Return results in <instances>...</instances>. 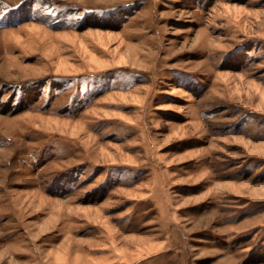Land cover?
Masks as SVG:
<instances>
[{"label":"rangeland","instance_id":"374dc122","mask_svg":"<svg viewBox=\"0 0 264 264\" xmlns=\"http://www.w3.org/2000/svg\"><path fill=\"white\" fill-rule=\"evenodd\" d=\"M0 185V264H264V0H0Z\"/></svg>","mask_w":264,"mask_h":264},{"label":"bare ground","instance_id":"6f19581e","mask_svg":"<svg viewBox=\"0 0 264 264\" xmlns=\"http://www.w3.org/2000/svg\"><path fill=\"white\" fill-rule=\"evenodd\" d=\"M14 145V144H13ZM16 146V145H15ZM12 154V153H11ZM8 156H10V155H8ZM7 161V160H6ZM6 163V162H5ZM1 186V185H0ZM5 187V186H4ZM8 194V193H7ZM8 195H10V194H8ZM8 195H7V197H8ZM9 199V198H8ZM4 212V211H3ZM7 212V211H6ZM14 214V213H13Z\"/></svg>","mask_w":264,"mask_h":264}]
</instances>
